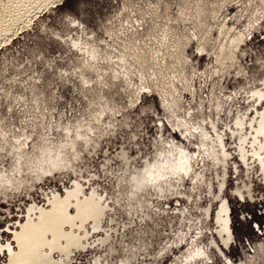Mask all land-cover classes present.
<instances>
[{"label":"rangeland","instance_id":"rangeland-1","mask_svg":"<svg viewBox=\"0 0 264 264\" xmlns=\"http://www.w3.org/2000/svg\"><path fill=\"white\" fill-rule=\"evenodd\" d=\"M38 13L0 45L5 114L13 108L42 145L9 148L0 160V204L9 220H24L13 227L36 220L58 193L93 199L98 190L83 195L76 162L42 137L75 122L73 105L80 122L95 107L108 119L83 156L112 153L109 179L126 189L113 194L121 212L104 224L105 205L98 229L86 222L80 231H89L84 248L68 260L54 253L53 264H264V2L63 0ZM74 42L94 53V67ZM89 76L96 91L85 87Z\"/></svg>","mask_w":264,"mask_h":264},{"label":"snow or ice","instance_id":"snow-or-ice-1","mask_svg":"<svg viewBox=\"0 0 264 264\" xmlns=\"http://www.w3.org/2000/svg\"><path fill=\"white\" fill-rule=\"evenodd\" d=\"M264 2V0H262ZM82 61V63L89 67H94L93 61L96 60L95 56H88L85 50L81 49L80 56L78 57ZM76 71H80L78 66H75ZM65 75H70V73H64ZM52 75L55 76V70H53ZM101 80L104 77L100 78ZM117 80L119 81V72H117ZM107 84V81H105ZM104 85H99V87H103ZM85 87L91 89L92 91H96V80L89 76L85 82ZM119 89V84L116 86ZM130 94V93H129ZM93 103H95L93 101ZM135 105V100L133 101V106ZM81 108H84L83 102H81ZM7 111L11 113V115L5 114L3 101L0 100V160L6 161L9 156L12 155V152L8 151L9 148H12L13 151H20L23 148H27L28 153H33V145H37V147H41L42 145L37 141L36 136L33 135L32 131L28 128L27 124L20 121L16 116L15 110L13 108H8ZM73 120L75 122L69 123L67 126L64 125L63 121L61 122V127L56 129L53 127V135L49 140L48 136L45 135L42 137L45 143H49L52 145V148L55 151H58L61 156L65 158L68 164H71L75 161L74 170L80 171V176L77 178V182L80 184L81 188H84V196H88L89 192L93 191V189H97L93 197V204L96 201H99V207L101 209L105 208L107 205V209L104 211V219L103 223L107 224L108 219L112 218V214H120L121 208L116 205L114 193H119L120 191H126V189H122L118 187L116 180L109 179L112 176V173L109 171V165L107 163L108 160H112V153L110 152L108 157L101 161L98 158H94L93 161H89L87 156H83V145L85 142L92 143L95 138V134L98 131L96 127L102 121H107V111L105 114L101 116L99 112L96 111L95 107L92 111L84 116L83 121L80 122L76 120V116L79 115L77 110L73 105ZM70 114L65 109V119H68ZM193 120L196 117H192ZM27 133V135H24ZM125 147H129L131 145V141H128V134L125 133ZM29 137L31 139L29 140ZM17 145L19 147H17ZM91 148L88 149V152L91 153ZM83 157V162H81V158ZM115 164V162H114ZM7 167V165H4ZM101 167L105 169V172L101 173ZM127 183V181H125ZM67 186V185H65ZM138 191V189H134L133 192ZM61 199H63V193H58ZM112 197V199H109ZM123 201H121V205ZM4 205L0 204V249H4L7 245L8 248L15 250L16 243L14 240V235L19 233V228H14L13 225L23 224L24 220L21 218L17 220L15 215H12L11 220H9L4 214ZM27 207V205H25ZM75 209L69 208L68 215H74ZM23 210L20 211V216L23 217ZM97 218H99V213H97ZM88 226H92L91 220L88 222ZM114 228L117 225L113 226ZM6 252L4 255L6 256ZM200 253H190V258L195 260L198 258Z\"/></svg>","mask_w":264,"mask_h":264},{"label":"flooded vegetation","instance_id":"flooded-vegetation-1","mask_svg":"<svg viewBox=\"0 0 264 264\" xmlns=\"http://www.w3.org/2000/svg\"><path fill=\"white\" fill-rule=\"evenodd\" d=\"M92 201V198L78 200L77 191L68 192L63 199L54 197L47 210H38L36 220L28 217L25 225L19 228V233L14 235L15 250L6 246L7 264H53L54 253L68 260L75 250L83 249V240L89 233L80 232L83 225L91 220L92 230H97L102 215V209H94ZM72 204L75 214L70 216L68 209ZM49 223H56V226H49ZM30 234L35 235L27 239Z\"/></svg>","mask_w":264,"mask_h":264},{"label":"bare ground","instance_id":"bare-ground-1","mask_svg":"<svg viewBox=\"0 0 264 264\" xmlns=\"http://www.w3.org/2000/svg\"><path fill=\"white\" fill-rule=\"evenodd\" d=\"M62 1L63 0H0V45H2L1 43L5 44L6 42L10 41L13 38V36L16 33H18L19 30L23 29L24 27L27 28L28 25L31 24L32 18L34 19V17H36L35 15L38 12H41V10L43 11V9L45 10L48 6L51 5L57 6L58 4H61ZM73 44L76 48H79L78 47L79 44H77V42H74ZM81 49L82 48L80 47L78 50ZM86 54L95 56L93 52L87 49H86ZM257 133H260V131H258ZM262 148H264V145ZM176 169H179L180 171L184 170L183 168H178V167H176ZM217 214H220V212ZM218 217L220 218L219 222L220 221L222 222L221 224L222 227L219 232L224 233L226 237H228L227 238L228 240L225 241V243L227 244V242L230 240V235L228 232V221L227 219L224 218L222 219L221 216ZM48 225L56 226V223H49Z\"/></svg>","mask_w":264,"mask_h":264}]
</instances>
